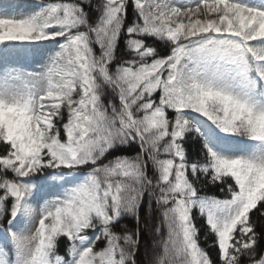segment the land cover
<instances>
[{"label": "snow or ice", "instance_id": "obj_1", "mask_svg": "<svg viewBox=\"0 0 264 264\" xmlns=\"http://www.w3.org/2000/svg\"><path fill=\"white\" fill-rule=\"evenodd\" d=\"M253 215L264 0H0V264H264Z\"/></svg>", "mask_w": 264, "mask_h": 264}, {"label": "trees", "instance_id": "obj_2", "mask_svg": "<svg viewBox=\"0 0 264 264\" xmlns=\"http://www.w3.org/2000/svg\"><path fill=\"white\" fill-rule=\"evenodd\" d=\"M134 150H136V149H133V150H131V151H134ZM189 150H190V154L194 156L195 153L192 152V150H191V146H190V149H189ZM130 154H131V153H130ZM206 191H207L209 194H216V195H218V196H222V194H221L220 191H219V188H218V187H215V186H212V185H209L208 188L206 189ZM252 219H253L254 221H257L259 224L264 225V220H260V219H258V216H257V215H253V216H252ZM124 222H125V223H129L130 226L134 223V221H132V220H130V219H129V220H126V221H124ZM196 223H197V226L200 227V226L203 225L204 221H203L202 218H200L199 216H197V221H196ZM212 239H213V237L210 236L209 239H208V242H207V243H211ZM150 243H151L150 238L148 237L147 234H145L144 237H143V240H142V244H141V252H140V257H141V258L143 257L145 244L150 245ZM200 243H201V246H203V247H206V246H207V244H206L205 241H204V237H203L202 232H201ZM60 251H61V253H63V251H64V241H63V240L61 241V248H60ZM209 251L212 252L213 257H215L216 249H215V248H210Z\"/></svg>", "mask_w": 264, "mask_h": 264}, {"label": "rangeland", "instance_id": "obj_3", "mask_svg": "<svg viewBox=\"0 0 264 264\" xmlns=\"http://www.w3.org/2000/svg\"><path fill=\"white\" fill-rule=\"evenodd\" d=\"M29 68L30 70H39L36 65H30Z\"/></svg>", "mask_w": 264, "mask_h": 264}]
</instances>
